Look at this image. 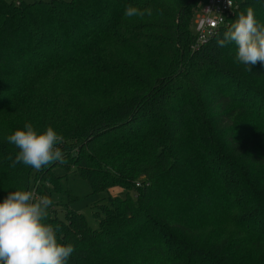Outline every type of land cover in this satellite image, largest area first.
<instances>
[{"label":"trees","instance_id":"trees-1","mask_svg":"<svg viewBox=\"0 0 264 264\" xmlns=\"http://www.w3.org/2000/svg\"><path fill=\"white\" fill-rule=\"evenodd\" d=\"M205 2L0 0V199L26 187L71 201L69 176L107 192L96 228L51 206L74 246L67 264H264V65L215 43L247 7L264 23V0H233L195 47ZM126 6L151 15L125 17ZM64 97L65 162L13 165L16 108L31 99L47 114Z\"/></svg>","mask_w":264,"mask_h":264},{"label":"clouds","instance_id":"clouds-1","mask_svg":"<svg viewBox=\"0 0 264 264\" xmlns=\"http://www.w3.org/2000/svg\"><path fill=\"white\" fill-rule=\"evenodd\" d=\"M125 17L151 15L150 9L126 6ZM219 48L236 46L235 61L249 69L258 61L264 65V23L252 7L236 13L235 19L215 40ZM18 151L19 163L37 171L53 163H64L61 137L51 125L37 129L30 122L5 137ZM53 200L46 193L20 187L0 199V264H67L74 251L71 243L59 240L48 222Z\"/></svg>","mask_w":264,"mask_h":264},{"label":"rangeland","instance_id":"rangeland-1","mask_svg":"<svg viewBox=\"0 0 264 264\" xmlns=\"http://www.w3.org/2000/svg\"><path fill=\"white\" fill-rule=\"evenodd\" d=\"M7 2L18 1V0H6ZM25 3H31L36 0H21ZM69 1V0H65ZM197 13V12H196ZM195 13V15H196ZM195 15L193 17V23L195 20ZM192 30L194 31V25ZM69 98L64 97V101H60L55 103L52 110L46 114L44 111V106L40 103H37L35 106V101L31 99L25 100V105H21L16 108V119L30 122L32 124L42 123V127H46L48 125L53 126L54 128H58L63 125V121H65L66 116H70L67 114V105L69 103ZM35 107V108H34ZM34 108V109H33ZM62 170L56 169L55 173L57 175L62 174ZM65 186H68V189L75 196V198L69 201L68 193L65 190L54 191L52 193L53 205L58 209V218L63 219L64 215L60 212V207L68 204L69 208L83 215L86 220L88 226L91 228H96L98 225V219L95 218L94 212L97 211L98 207H96V202H103L107 197V192L100 193H92L91 188L88 183L76 176H69ZM120 190L115 188L108 193H116Z\"/></svg>","mask_w":264,"mask_h":264},{"label":"built area","instance_id":"built-area-1","mask_svg":"<svg viewBox=\"0 0 264 264\" xmlns=\"http://www.w3.org/2000/svg\"><path fill=\"white\" fill-rule=\"evenodd\" d=\"M233 8V0H206L203 7L195 15V47L224 24L225 18L233 12Z\"/></svg>","mask_w":264,"mask_h":264}]
</instances>
